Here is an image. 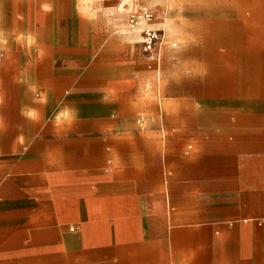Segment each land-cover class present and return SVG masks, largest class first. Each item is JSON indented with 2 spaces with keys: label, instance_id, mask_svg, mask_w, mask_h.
Here are the masks:
<instances>
[{
  "label": "crops",
  "instance_id": "0c3cea01",
  "mask_svg": "<svg viewBox=\"0 0 264 264\" xmlns=\"http://www.w3.org/2000/svg\"><path fill=\"white\" fill-rule=\"evenodd\" d=\"M127 4L0 0V264H264V0Z\"/></svg>",
  "mask_w": 264,
  "mask_h": 264
},
{
  "label": "rangeland",
  "instance_id": "374dc122",
  "mask_svg": "<svg viewBox=\"0 0 264 264\" xmlns=\"http://www.w3.org/2000/svg\"><path fill=\"white\" fill-rule=\"evenodd\" d=\"M42 0H36L39 3ZM50 1H65L69 7L82 6V12L88 19L78 20L74 17L68 18V23L72 25V31L81 32L82 30H95L96 28L104 30L107 34H114L118 36L116 39H112L110 42L102 44V54L108 57H117L123 55V52L119 48L123 46L122 36L126 35L130 38V50L132 60H137L139 55V35L140 46L142 52L147 53L148 57L157 56L155 49L152 52H145L142 46V37L139 30L130 29V17L140 14L135 9L130 8L127 4V0H50ZM114 29L115 31L111 30ZM70 33V32H69ZM139 39V40H140ZM158 44V43H157ZM156 44V46H157ZM116 64V63H115ZM138 64L136 63V67ZM153 70V67H149Z\"/></svg>",
  "mask_w": 264,
  "mask_h": 264
},
{
  "label": "built area",
  "instance_id": "2783aa9c",
  "mask_svg": "<svg viewBox=\"0 0 264 264\" xmlns=\"http://www.w3.org/2000/svg\"><path fill=\"white\" fill-rule=\"evenodd\" d=\"M139 13L130 17V29L140 31L143 50L152 52L160 40V32L151 26L154 14L150 9H145Z\"/></svg>",
  "mask_w": 264,
  "mask_h": 264
},
{
  "label": "clouds",
  "instance_id": "9594fccd",
  "mask_svg": "<svg viewBox=\"0 0 264 264\" xmlns=\"http://www.w3.org/2000/svg\"><path fill=\"white\" fill-rule=\"evenodd\" d=\"M43 7H48V5H43ZM49 10H50V8H49ZM3 31H0V43H3L4 41H3ZM41 55H42V53H40Z\"/></svg>",
  "mask_w": 264,
  "mask_h": 264
}]
</instances>
